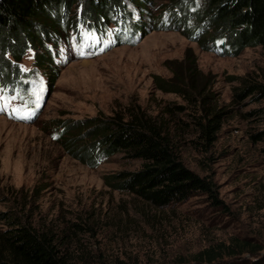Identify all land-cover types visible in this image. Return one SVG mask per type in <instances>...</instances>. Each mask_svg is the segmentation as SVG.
Segmentation results:
<instances>
[{
    "label": "rangeland",
    "instance_id": "obj_1",
    "mask_svg": "<svg viewBox=\"0 0 264 264\" xmlns=\"http://www.w3.org/2000/svg\"><path fill=\"white\" fill-rule=\"evenodd\" d=\"M182 2L148 0L141 11L144 31L133 45L118 41L114 24L97 34L82 25L62 32L57 60L64 66L53 82L33 64L32 50L18 62L16 86L0 78V213L54 235L69 264H193L196 251L232 237L258 243L264 256V133L252 137L264 132V96H236L248 84L264 89V48L224 56L180 29L159 28L162 20L198 27L204 1L196 0L190 16ZM125 4L134 20V4ZM191 55L201 87L228 110L207 145L191 122L199 106L156 85L157 77L184 74ZM136 106L166 125L184 166L211 181L219 202L197 193L155 209L104 183V175L135 170L141 160L116 153L89 168L53 135L56 122L106 118Z\"/></svg>",
    "mask_w": 264,
    "mask_h": 264
},
{
    "label": "trees",
    "instance_id": "obj_2",
    "mask_svg": "<svg viewBox=\"0 0 264 264\" xmlns=\"http://www.w3.org/2000/svg\"><path fill=\"white\" fill-rule=\"evenodd\" d=\"M126 1L132 2L138 13L134 20L126 11ZM203 1L204 7L197 17L198 27L191 29L185 25L182 28L176 23L164 24L162 20L158 21L159 28L180 29L203 49L224 56L237 55L246 47L264 48V0ZM147 2L0 0V78L7 86H16L13 79L19 73L18 62L32 50L33 64L53 82L64 66L57 60L61 38L58 36L62 32H76L77 25L97 34L114 24L118 26L115 35L118 41L135 44L144 31L141 11H145ZM191 4L193 6L188 7ZM178 5L181 9L186 7L188 13L184 12L190 16L196 0H183ZM67 42L65 38L63 43ZM184 62V74L183 71L181 76L174 74L168 81L157 77L156 85L161 91L178 94L189 105L199 106L201 114L191 122L201 144H211L228 110L218 106L201 87L198 80L201 72L195 58L187 56ZM253 92L264 96V89L255 83L245 85L236 96ZM54 129L55 140L89 168H96L116 153H122L128 160L142 161L135 170L104 175V183L112 190L131 194L155 209L183 202L197 193L207 194L213 203L219 202L211 181L184 166L166 125L139 106L106 118L62 120L54 124ZM262 133L252 134V137L260 139ZM0 221L6 224L0 229V264H69L51 233L36 230L10 212H1ZM260 250L258 243L232 237L196 251L190 261L193 264H264Z\"/></svg>",
    "mask_w": 264,
    "mask_h": 264
}]
</instances>
